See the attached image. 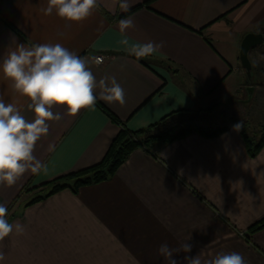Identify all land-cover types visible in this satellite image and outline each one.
Returning <instances> with one entry per match:
<instances>
[{
	"label": "crops",
	"instance_id": "crops-1",
	"mask_svg": "<svg viewBox=\"0 0 264 264\" xmlns=\"http://www.w3.org/2000/svg\"><path fill=\"white\" fill-rule=\"evenodd\" d=\"M129 3L128 11L148 6L118 18L128 11L100 0L91 16L75 23L55 12L45 16L40 9L47 0H0V62L15 43H60L90 60L102 55L101 65L90 63L96 80L115 76L126 101L97 99L76 116L63 106L52 109L62 118L48 121L49 132L33 153L46 170L27 172L11 187L0 185L7 209L26 187L33 189L11 209L8 222L25 231L13 230L0 241V264H167L157 251L164 242L192 245L189 253L174 256L178 264H186L185 255L208 264L230 252L240 253L246 264H264V230L248 234L264 219V148L250 158L230 121L216 138L190 134L151 152L137 149L107 181L27 206L48 192L42 185L98 164L120 131L115 121L134 132L171 113L211 110L245 93L240 44L246 34L264 33V0ZM125 18L135 22L126 36L118 27ZM149 41L164 46L147 57L129 54L132 44ZM0 97L27 120L34 118L28 98L12 89L2 71Z\"/></svg>",
	"mask_w": 264,
	"mask_h": 264
},
{
	"label": "clouds",
	"instance_id": "clouds-1",
	"mask_svg": "<svg viewBox=\"0 0 264 264\" xmlns=\"http://www.w3.org/2000/svg\"><path fill=\"white\" fill-rule=\"evenodd\" d=\"M122 11L131 7L129 0H114ZM100 6V0H47V6L40 9L45 15L55 14L68 22L80 23L93 14ZM118 27L121 33L127 34L135 28L133 18L120 19ZM63 35V33H60ZM127 45L128 39L121 41ZM164 42L134 43L129 54L137 58L147 57L163 48ZM90 63H101L99 58L87 59L70 51L60 43H15L8 48L7 54L0 62V71L10 81L12 89L19 95L28 98V107L34 118L29 121L13 103H5L0 97V185L11 187L25 173L38 174L46 170V165L34 156L37 142L49 132L48 121H59L62 117L53 112L55 106L66 108L67 115L76 116L81 109L94 107L97 99L107 103L117 102L123 105L125 92L115 76L105 75L96 80ZM100 91L96 94V89ZM242 122L234 125L239 131ZM50 144L48 151H53ZM7 207L0 203V241L8 237L13 230L23 234L25 228L17 223L8 222ZM192 245L185 242L179 247H170L164 242L158 247V255L167 264H178L174 258L180 252L189 253ZM4 253L0 252V260ZM186 264H202L199 256L185 255ZM208 264H246L238 252L220 253Z\"/></svg>",
	"mask_w": 264,
	"mask_h": 264
},
{
	"label": "trees",
	"instance_id": "trees-1",
	"mask_svg": "<svg viewBox=\"0 0 264 264\" xmlns=\"http://www.w3.org/2000/svg\"><path fill=\"white\" fill-rule=\"evenodd\" d=\"M143 6L147 7L148 3L135 7L134 9L120 15L118 18H123ZM103 15L109 18L106 14L103 13ZM261 34L264 35V33ZM262 44H264V42H262ZM252 71L253 77L256 78L253 68ZM246 85L249 86V84ZM253 85L254 83L252 86ZM99 108L106 112L100 105ZM201 112L202 111H177L165 116L160 121L147 128L134 132L128 130L124 123L115 121V119L106 112L110 119L120 126V131L112 140L102 160L92 167L69 173L42 185L41 188H47L48 192L44 196L35 197L27 206L43 201L64 190H69L71 193L76 194L82 187L97 185L107 181L115 175L117 169L128 159L130 154L137 149L151 152V150H149L150 148L173 143L190 134H198L204 138H216L225 132L226 127H219L211 131H206L201 126H198L197 122L200 120L198 114ZM230 122L234 125L239 123L234 119ZM239 132L244 140L247 155L252 159L255 158L262 148H264V126L261 128L257 140L255 139L256 137L249 136L244 130V127H242ZM29 191H33V189H28V187H26L21 195ZM20 196L13 201L8 208V214L6 216L7 220L10 218L12 207L16 204ZM261 230H264V219L254 224L248 230V234L253 235Z\"/></svg>",
	"mask_w": 264,
	"mask_h": 264
},
{
	"label": "rangeland",
	"instance_id": "rangeland-1",
	"mask_svg": "<svg viewBox=\"0 0 264 264\" xmlns=\"http://www.w3.org/2000/svg\"><path fill=\"white\" fill-rule=\"evenodd\" d=\"M248 58L256 74V78L253 77L254 85L252 86L253 92L250 100H248L247 93L244 90L245 93L222 101L211 110L208 109L202 111L203 113H199L198 126L206 131H211L226 126L228 121L234 119L239 123L242 122L244 130L249 136L256 137V140L259 138L261 128L264 126V44L252 49ZM242 72L244 73L243 70ZM153 148L149 150L152 151Z\"/></svg>",
	"mask_w": 264,
	"mask_h": 264
},
{
	"label": "water",
	"instance_id": "water-1",
	"mask_svg": "<svg viewBox=\"0 0 264 264\" xmlns=\"http://www.w3.org/2000/svg\"><path fill=\"white\" fill-rule=\"evenodd\" d=\"M262 42H264V35L260 33H249L243 37L240 44L239 64L241 69L244 71V75L246 77L245 82L249 84L248 88L245 89L248 100H250L253 92V71L248 54L252 49L260 46Z\"/></svg>",
	"mask_w": 264,
	"mask_h": 264
},
{
	"label": "built area",
	"instance_id": "built-area-1",
	"mask_svg": "<svg viewBox=\"0 0 264 264\" xmlns=\"http://www.w3.org/2000/svg\"><path fill=\"white\" fill-rule=\"evenodd\" d=\"M94 58H99L101 63H99L98 65H101L103 63V61L105 60V58L102 55L96 56ZM95 64V63H94ZM97 65V64H96Z\"/></svg>",
	"mask_w": 264,
	"mask_h": 264
}]
</instances>
